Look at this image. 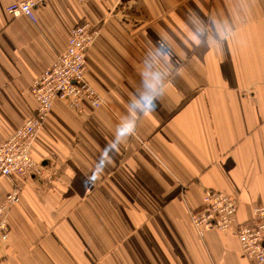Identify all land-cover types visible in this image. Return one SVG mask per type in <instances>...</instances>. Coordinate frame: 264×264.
I'll list each match as a JSON object with an SVG mask.
<instances>
[{
	"label": "crops",
	"instance_id": "1",
	"mask_svg": "<svg viewBox=\"0 0 264 264\" xmlns=\"http://www.w3.org/2000/svg\"><path fill=\"white\" fill-rule=\"evenodd\" d=\"M19 1L0 0V145L81 23L98 31L86 80L104 104L54 101L0 264H251L189 212L206 189L237 200L238 222L264 207V0H46L35 21L7 14ZM12 186L0 178V205Z\"/></svg>",
	"mask_w": 264,
	"mask_h": 264
},
{
	"label": "built area",
	"instance_id": "2",
	"mask_svg": "<svg viewBox=\"0 0 264 264\" xmlns=\"http://www.w3.org/2000/svg\"><path fill=\"white\" fill-rule=\"evenodd\" d=\"M46 0H25L11 3L6 12L12 17L25 16L35 21V9ZM80 3L89 0H77ZM98 31L88 23L72 28L66 49L32 82L29 93L36 101L33 115L0 145V178H9L12 189L0 205V244L7 242L10 234V211L20 201L21 181L38 179L43 167L36 162L31 149L38 133L56 100L64 102L75 112H81V102L86 100L93 108L104 102L98 92L87 82L86 54L94 43ZM237 200L222 192L206 189L201 205L189 212L194 230H216L236 235L241 251L251 264H264V207H254L251 218L237 221Z\"/></svg>",
	"mask_w": 264,
	"mask_h": 264
},
{
	"label": "clouds",
	"instance_id": "3",
	"mask_svg": "<svg viewBox=\"0 0 264 264\" xmlns=\"http://www.w3.org/2000/svg\"><path fill=\"white\" fill-rule=\"evenodd\" d=\"M152 109L154 110L155 109V105H152ZM100 178V172L97 171V172H94L92 176H90L88 179L95 183L96 180H98Z\"/></svg>",
	"mask_w": 264,
	"mask_h": 264
}]
</instances>
